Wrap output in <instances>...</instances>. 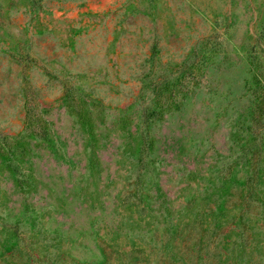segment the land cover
<instances>
[{
  "label": "rangeland",
  "instance_id": "obj_1",
  "mask_svg": "<svg viewBox=\"0 0 264 264\" xmlns=\"http://www.w3.org/2000/svg\"><path fill=\"white\" fill-rule=\"evenodd\" d=\"M0 264H264V0H0Z\"/></svg>",
  "mask_w": 264,
  "mask_h": 264
}]
</instances>
